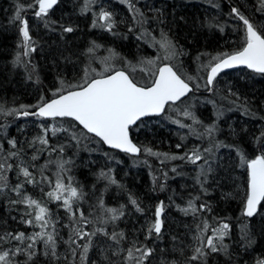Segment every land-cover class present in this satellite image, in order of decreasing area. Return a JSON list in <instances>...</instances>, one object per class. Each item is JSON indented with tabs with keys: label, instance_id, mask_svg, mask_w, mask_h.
I'll use <instances>...</instances> for the list:
<instances>
[{
	"label": "snow or ice",
	"instance_id": "obj_1",
	"mask_svg": "<svg viewBox=\"0 0 264 264\" xmlns=\"http://www.w3.org/2000/svg\"><path fill=\"white\" fill-rule=\"evenodd\" d=\"M119 3L130 15H121L106 0H79L73 7L81 15L90 14L91 29H103L125 41L134 37L136 51L128 55L98 39H89L86 46L71 51L67 37H74L80 26L71 15L55 17L62 0L14 2L9 22H18L22 37L18 48L22 45L23 51L16 52L12 63L23 67L37 98L33 104L0 100V193L16 207L19 224L33 230L19 228L17 217H12L11 224L8 220L0 223V264H219L221 256L226 258L224 264H264V228L256 233L251 226L257 216L264 223V101L255 105L234 90L231 81L220 78L222 70L235 66H244L245 78L264 77V0L229 4L227 16L239 37L236 46L208 54L207 60L202 59L204 53H197L195 71L181 59L189 51L173 32L174 16L169 20L163 7L156 8L147 0ZM29 11L35 18L34 28L42 25L62 42L52 53V65L59 71L49 86L32 59L38 41L30 31ZM199 23L224 30L215 16ZM120 26L126 31H120ZM148 48L156 54H145ZM101 50L104 55L99 54ZM61 60L65 67L60 66ZM67 64L72 65L70 76ZM201 89L212 97L205 98L213 106L207 117L197 108ZM233 108L242 116L260 120L256 133L247 125L238 130L232 124L225 131L222 125L227 120L221 118ZM21 117L33 118L31 124L36 128L24 140L9 134L10 124ZM154 118L179 126L175 148L182 151L161 152L134 142V132L138 136ZM190 136L200 142L188 147L184 142ZM82 150L103 151L108 161L124 153L138 162L135 157L143 152L161 164L177 160L191 164L198 190L194 188L195 195L189 192L186 200L176 204L192 220L185 226L184 239L173 235L170 248L160 247L163 201L154 205V216L146 218L140 229L129 233L120 228L118 221L128 213V206H109L103 192L110 185H123L106 166L92 173L91 187L81 183L74 175L77 161L85 167L95 163L90 158L82 160ZM176 167L173 164V172ZM162 175L167 178V171ZM98 182L104 184L103 189ZM228 182L239 198V214L221 216L212 201L203 197ZM153 184V191L165 188L155 177ZM36 190L39 198L32 194ZM53 202L62 213L49 207ZM128 202L135 212L146 214L131 193ZM258 248L259 254L253 256Z\"/></svg>",
	"mask_w": 264,
	"mask_h": 264
},
{
	"label": "trees",
	"instance_id": "obj_2",
	"mask_svg": "<svg viewBox=\"0 0 264 264\" xmlns=\"http://www.w3.org/2000/svg\"><path fill=\"white\" fill-rule=\"evenodd\" d=\"M116 1L118 2V6L122 10L124 9V12H126V6L120 4L119 0ZM220 1L223 3V11H228L226 10V8H229L227 2L224 3V0ZM227 1L229 3L236 2V0ZM25 2H28V0H26ZM65 2L66 0H62L61 7L56 10L55 17L63 13ZM144 2L145 0H140L141 4H143ZM147 2L156 8L163 7L168 14L169 20H172L173 16L175 17V23L172 25L173 32L175 33L176 38L179 40V43L184 45L185 49H187L190 54H206L215 49H219V46L224 45V37H221L219 31L215 30L214 28H208L207 26H200L199 22L203 18L212 16L217 17V14L219 13L216 12V10L212 11L209 9H205L203 2L199 0H147ZM3 4H5V2L3 0H0V20L2 19L1 12ZM249 10H251V5H249ZM63 14L66 18H68V16L72 13L65 12ZM181 17H183V19H181ZM217 18L220 21L219 17ZM72 19L79 24L80 31H78L74 37L69 35L67 37V40L70 43V50L77 51L78 49L86 46L87 37H84V27L85 30L87 29L89 31L90 28L87 25L88 23L80 19L78 16H75V19ZM18 28L19 25L17 23L15 25V30H17ZM7 30L8 29L3 28L0 24V100L7 99L10 102L14 100L17 104H33L35 103V100H33V98H36V89L34 83L27 80L24 70H17L12 63L15 56L14 53L16 52V50H20V47L22 46L21 45L18 48V44L22 40V37L21 35L20 38L17 37L15 31V34L12 35ZM30 31L32 32L31 26ZM230 33L232 34L231 36L234 37V41L239 40V37L236 35L233 29L232 31H230ZM52 37L42 39L41 41L36 39L38 41L37 51L32 53V59L34 60L35 56L38 59L36 61L40 66L41 77L44 80L45 86H48V84H50L54 80L56 72L59 71L58 68L53 67L51 61L52 53L60 49L62 42L59 41L57 35L54 37V39H52ZM104 38L110 39L109 37H107V35H105ZM127 44H131L130 47H135V39L132 38L131 41H129ZM144 47H146V45ZM233 47L227 50H231ZM118 48L121 52H123L121 45H119ZM65 54L67 55V53ZM182 58L183 57H181V59ZM60 66L65 67V62L61 60ZM66 71L70 76L72 73L71 64H67ZM232 75L237 77L236 79L233 78L231 80L234 86V90H238L241 95H247L255 105L260 106V102L264 101V79L258 80L259 82H254V78H245L244 70L230 72L222 76L225 78ZM240 77L244 78V80L246 81V89H244L243 87L244 83H241L245 81L240 80ZM209 109L212 110L211 106ZM32 119L33 118H24L21 120L16 119L13 123L10 124L11 127H9V134L11 136L17 137L20 140L30 138L36 133L35 126L31 124ZM2 122V119H0V123ZM247 122L248 121H246L245 123ZM234 127L239 130L243 127V125L235 124ZM176 131L177 129L174 126H166L161 122V120L158 121L157 119H152L147 123V127H144L140 130L138 136H136L134 132V141L138 144H142V140L146 139L148 140L147 146L152 147L154 150L158 149L161 152L176 151V149L170 146L171 144L173 145L174 143L179 141V136H177L176 139H173V132ZM225 131H227L226 127ZM250 132L256 133L257 129L250 130ZM184 143L188 147H191L190 144H187V140ZM166 144H169V147H167ZM104 150L108 149L104 148ZM89 158L92 161H95V163L90 164V166L87 167L82 166L80 162L77 161L79 167L74 172V175L81 183H86L89 185V187H91V184L94 180L92 173L98 170L100 167L106 166L112 169L115 177L117 175H120L128 184L134 185L135 191L139 195L141 206L146 208V214H142L135 212L129 202L125 203V205L128 206L129 211L118 221L120 228L125 229L129 233L134 232L136 229H140L141 226L145 224L146 218H151L154 216V205L159 201H163L165 206L164 209L166 210L162 228L164 236L163 239L158 242L160 244V247L170 248L173 235H178L181 239H184V234L186 232L185 226L188 225V223L185 216L182 215V212L177 209L176 204L181 203V199L186 200V198H183L179 195H174L173 192H166L167 198L158 199L155 197V194L161 189L157 187V189L153 191V178L155 177V179L159 183H165V178L162 176V170L155 165V162L158 161L156 157L147 156L146 154L142 153L139 159H147L149 162L147 166H145L144 164L133 165V158L124 156L122 154H120L117 159L108 161V159L103 155V151L90 153L87 150H82L81 159L84 161H88ZM150 171L153 172L152 176L149 175ZM10 175H12L13 179H15L14 173ZM229 184L230 182L216 188L215 191H213L215 192L214 196H212V198L210 197V200L214 205L215 212L221 216H233L239 214V198L234 194V187H230ZM113 185H110L108 189L103 192L104 200L109 206L111 205L109 188L113 187ZM103 187L104 184L98 182V188L103 189ZM29 190L31 191V186H29ZM45 191H47V189H45ZM161 191L165 190L163 189ZM222 192L224 194L233 192V195L225 196L222 195ZM32 194L37 198H39L41 195L39 190L32 192ZM170 196L172 197L171 201L169 200ZM11 198L14 199L15 197L13 196ZM7 200L8 197L5 194L0 193V223H2L4 220H8L11 224L12 217H17L16 223L19 228H26L27 231H32V228L19 224L18 212L16 211V207L9 204ZM49 207L53 208V211H60L62 213L61 209H57L55 207V202L49 204ZM84 207H88L87 203L84 204ZM179 217L180 220H178ZM251 226L254 232L258 233L261 228H264V223H262L260 217L257 216L256 219L252 221ZM109 228H111V225H109ZM35 230H38V228ZM141 239H143L142 236ZM259 252L260 249L258 248L257 251L252 255L256 256L259 254ZM221 258L222 257H219V264H224L225 260L222 261Z\"/></svg>",
	"mask_w": 264,
	"mask_h": 264
},
{
	"label": "bare ground",
	"instance_id": "obj_3",
	"mask_svg": "<svg viewBox=\"0 0 264 264\" xmlns=\"http://www.w3.org/2000/svg\"><path fill=\"white\" fill-rule=\"evenodd\" d=\"M3 1L5 2V4L2 5V12H1L2 19L0 20V24L2 25L3 28L8 29L7 31L10 32L12 35L15 34L14 33V31H15L16 32V36L20 38L19 30L18 29L15 30V25L18 22L17 23H10L9 22L10 18L13 15V5H14L15 0H3ZM199 1L203 2V5H204L205 9H209V10H212V11L216 10V12H219L217 14V17H219L220 23L224 27L223 31H220L219 29L214 28L215 30L220 32L221 37H224V45L223 46H219L218 47L219 49H215V50H213L211 52L206 53L202 57V59L206 60V59H208V58H206V57H208V54L214 55L217 52H222V51H225V50L230 49L231 47L235 46L234 37H232L231 36L232 34L230 33V31H232V29H233V21L227 16L229 8H226V10H228V11H225V10L223 11V3L220 0H199ZM258 1L259 0H254V4H258ZM106 2L113 4L115 6L114 10L117 11L118 13H120L121 15H130L127 12H124L125 10L124 9L122 10L118 6V2L116 0H106ZM226 2L228 4V6H229L230 3L227 0H224V3H226ZM78 3H79V0H66L65 5L63 7L64 8L63 13H65V12L66 13H72L71 14V18L75 19V16H78L80 19H82L85 22H87L88 23L87 25H89L91 23L90 14L81 15L78 12L75 11L73 5L74 4L78 5ZM217 3L220 5L219 9L214 7V5L217 4ZM252 4H253V0H252ZM224 6H225V4H224ZM26 15H27V17L29 19V25L31 26V30L33 32V35H34V37L37 40L41 41L42 39L51 38L52 36H54V37L56 36V34L48 31L42 25L39 28H34L33 25L35 23V18L32 16L31 11L27 12ZM59 16L60 15H57V18ZM65 19H67V18L65 17ZM119 29H120V31H126V29L123 28V26H120ZM90 31L87 30V29L85 30V27H84V30H83L84 37L85 36L87 37V38L85 37L86 38V43H87V41L89 39H98L101 43H105L106 46H109V45L113 46L118 51H120L118 46L121 45L122 46V51H123L122 53H124L125 55H128L130 53H134L136 51L135 47H133V46L130 47L131 44H127L134 37L130 36L129 40L125 41L121 37H113L110 33H107L105 30L100 29V28H96V29H91L90 28ZM105 35H107V37H109L110 39H105L104 38ZM54 37H52V39H54ZM17 51H23L22 46L20 47V50H16V52ZM16 52L14 53V55L16 54ZM99 54L100 55H104L105 53H104L103 50H101V52ZM145 54L153 55V54H155V52L153 51V49L148 48L147 52ZM194 57H196V55H192V54L189 53V55L184 56L182 58V60L185 63V66L187 67V66L190 65L192 71H195L196 66H197V61L194 59ZM26 59H27V57H26ZM36 60H38V59L35 56V59L33 61L36 64H38ZM15 68L17 70H20V71L24 70L23 67L18 66V65L15 66ZM233 78L236 79L237 77L232 75V76H228V77H225V78L221 79V81L222 82L223 81H231ZM239 79L240 80H244V78H242V77H240ZM254 82H259V81L258 80H254ZM241 83H244L243 87H244V89H246V86H247L246 81L245 82H241ZM50 84H48V86ZM201 92H203V96H201L200 93H197V97L203 98V97H205L207 95H208V98L211 97V94L207 93V92H204L203 89H201ZM36 98L35 99L33 98V100H36ZM20 103H22V102H20ZM212 113H213V110H209V112L206 114V116H210V115H212ZM24 118L25 117H21V118H18L17 120H19V119L21 120V119H24ZM28 118H31V117H28ZM222 120H227V124H223L222 125L224 127V129H225V127L226 128L228 127V124H232L233 126H235V124H242L243 126L247 125L249 130L258 129L259 126H260V120L257 119V117L249 118V117L242 116L240 111L238 109H235V108H233V110L230 111V112H226L225 116L222 118ZM246 121H248V122L245 123ZM164 125H166V126H174L177 130L179 128V126H177L175 124H172V123L164 122ZM182 131H185V130H182ZM177 136H178L177 135V131L173 132V139H176ZM195 142L196 143L200 142L195 136H190L188 138V140H187V144H193ZM176 143H174L173 145L171 144L170 146L172 148L176 149L175 148V144ZM147 144H148V140H146V139L142 140V144L141 145H146L147 146ZM166 146L169 147V144H166ZM176 151H181V149L180 150L176 149ZM144 161H145V159H139L138 164H144L145 166H147V164L149 162L146 164V163H144ZM158 161L155 162V165L159 169H161L162 172L167 171L168 175H167V178H165L162 175L165 178V183H164L165 184V188H164L165 191H161L160 190L159 192H157L155 194L156 198H158V199L167 198L166 192H168V193H172L173 192V194L175 193L174 195H179V196H182L183 198H186V199H187V194L189 192H191L193 195H195V191L193 189L195 188L196 190H198V186L194 184V179L193 178L195 177L196 172H195V170H194V168H193V166L191 164H186L185 162L179 161V160L171 161V162H167L166 161L164 164H161L160 161L159 162ZM132 164H133V162H132ZM173 164H175L177 166L176 167V172L172 171ZM81 165L84 166L83 164H81ZM133 165H137V164H133ZM88 166H90V164ZM149 175L152 176L153 172L150 171ZM115 178H116V180H118L120 182L121 185H123V187L121 188V187H119V186L114 184L113 187L109 188L110 189L109 197L111 198L110 199L111 200V205L110 206L117 207L120 204L128 203V195H129V193H131L132 195L136 196L140 200L139 195L136 193L133 184H128L126 181L123 180L124 178L122 176H120V175H117ZM225 184H227V183H224L222 185H225ZM213 191H215V190H213ZM213 191H210L209 193H207L203 197V199L210 200V197L212 198V196H214V194H215V192H213ZM164 210H166V209H164ZM182 215L185 216L183 213H182ZM185 218L187 220L188 225L190 226L192 224L191 217L190 216H185ZM178 220H180V217L178 218ZM221 257H222L221 258L222 261L226 259L223 256H221ZM217 259L219 260V258H217Z\"/></svg>",
	"mask_w": 264,
	"mask_h": 264
},
{
	"label": "rangeland",
	"instance_id": "obj_4",
	"mask_svg": "<svg viewBox=\"0 0 264 264\" xmlns=\"http://www.w3.org/2000/svg\"><path fill=\"white\" fill-rule=\"evenodd\" d=\"M259 2V1H258ZM153 51L155 52V50L153 49ZM156 54V53H155ZM154 54V55H155ZM206 58H208V57H206ZM205 60V59H204ZM207 60V59H206ZM208 98V95L207 96H205V97H203V98H199V97H197L198 98V100H199V103L197 104V108L199 109V112L202 114V116L203 117H207L206 116V114L209 112V108H210V106H211V108H212V110H213V106L211 105V104H208V103H206V101H205V98ZM209 98H212V97H209ZM217 99L219 100V98L217 97ZM210 105V106H209ZM208 108V109H207ZM223 118V117H222ZM221 118V119H222ZM161 120V122L162 123H164V122H166V123H172L171 121H167V120H163V119H160ZM185 122L186 123H190L191 121H188L187 119L185 120ZM172 124H174V123H172ZM178 126V125H177ZM185 131H187L186 129H184ZM194 144H196V142L195 143H193V144H190V146L192 147ZM136 161H139V159H135ZM133 164H138V162H134V158H133Z\"/></svg>",
	"mask_w": 264,
	"mask_h": 264
},
{
	"label": "water",
	"instance_id": "obj_5",
	"mask_svg": "<svg viewBox=\"0 0 264 264\" xmlns=\"http://www.w3.org/2000/svg\"><path fill=\"white\" fill-rule=\"evenodd\" d=\"M238 67H244V66H235V67H233V68H238ZM106 148H108V146H105ZM118 151V150H117ZM139 155V154H138ZM137 155V156H138ZM161 217H162V213H161Z\"/></svg>",
	"mask_w": 264,
	"mask_h": 264
},
{
	"label": "flooded vegetation",
	"instance_id": "obj_6",
	"mask_svg": "<svg viewBox=\"0 0 264 264\" xmlns=\"http://www.w3.org/2000/svg\"><path fill=\"white\" fill-rule=\"evenodd\" d=\"M254 80H256V79H254Z\"/></svg>",
	"mask_w": 264,
	"mask_h": 264
}]
</instances>
